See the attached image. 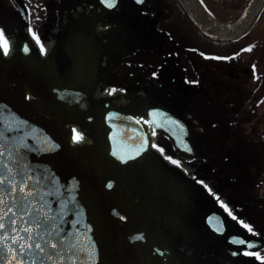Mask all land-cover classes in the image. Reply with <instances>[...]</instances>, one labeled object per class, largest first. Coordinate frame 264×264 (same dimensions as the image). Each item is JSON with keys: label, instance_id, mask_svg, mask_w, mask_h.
Segmentation results:
<instances>
[{"label": "flooded vegetation", "instance_id": "flooded-vegetation-1", "mask_svg": "<svg viewBox=\"0 0 264 264\" xmlns=\"http://www.w3.org/2000/svg\"><path fill=\"white\" fill-rule=\"evenodd\" d=\"M178 10L179 3L138 0H0L10 45L0 50V84L60 128L97 174L140 264H264V163L235 162L229 152L239 141L215 153L208 131L191 129V94L175 74ZM178 96L187 98L185 116ZM147 106L184 120L193 157L139 120L149 121ZM113 110L137 117L145 131L118 137L105 124ZM73 127L81 140H72Z\"/></svg>", "mask_w": 264, "mask_h": 264}, {"label": "water", "instance_id": "water-1", "mask_svg": "<svg viewBox=\"0 0 264 264\" xmlns=\"http://www.w3.org/2000/svg\"><path fill=\"white\" fill-rule=\"evenodd\" d=\"M177 1L203 34L215 40H230L251 26L264 0H246L230 21L214 19L197 0ZM4 65L6 71L11 70L7 63ZM145 112L156 129L170 135L183 156L194 155V141L180 117L162 107L147 106ZM132 117L114 111L106 125L118 137L122 131H144L142 124ZM0 175L7 179H16L18 175L30 177L26 187L31 192H17L15 200L0 206V214L12 207L20 225L31 224L32 247L27 255L16 254L15 259L23 264H140L119 222L121 217L99 184L97 174L60 128L1 84ZM0 195L8 200L13 194L0 189ZM21 209L28 213L26 217L19 215ZM9 259L12 254L6 253L4 264Z\"/></svg>", "mask_w": 264, "mask_h": 264}, {"label": "trees", "instance_id": "trees-1", "mask_svg": "<svg viewBox=\"0 0 264 264\" xmlns=\"http://www.w3.org/2000/svg\"><path fill=\"white\" fill-rule=\"evenodd\" d=\"M152 1L176 3V0ZM235 5L214 0L206 3V8L218 20L227 21L239 13L243 0ZM178 12L183 15L177 17L181 31L175 38V74L177 82L187 84L182 92L191 94L188 120L191 129L252 132L257 127L255 142L253 139L247 141L244 135L236 136L239 144L229 155L235 162L264 163V9L248 30L227 41L207 38L189 22L182 10ZM212 62L221 65V72H207V64ZM221 88L225 97L219 92ZM186 99L177 97V109L182 116L187 114L182 107Z\"/></svg>", "mask_w": 264, "mask_h": 264}, {"label": "snow or ice", "instance_id": "snow-or-ice-1", "mask_svg": "<svg viewBox=\"0 0 264 264\" xmlns=\"http://www.w3.org/2000/svg\"><path fill=\"white\" fill-rule=\"evenodd\" d=\"M105 3H108V0H104ZM114 2V0H113ZM29 31H32L31 25H29ZM33 36H36L35 32H32ZM9 43L7 41V38L3 35V30L0 29V50H2L5 54L9 51ZM28 50V46L25 45V51ZM40 51L43 53L45 51V47L43 44L40 45ZM235 55V54H233ZM229 57H224V59H228ZM153 75H156L153 73ZM114 90V89H113ZM111 116V113L108 114ZM133 120H136L137 117H132ZM140 121H144L145 123H150L149 121H145V117L141 116L139 117ZM72 140L73 141H79L82 139V134L76 130L75 127L72 129ZM155 137V131H152L150 134V138L152 139L153 143L152 146L156 148H160L158 144L154 142ZM147 142V141H146ZM23 143V142H21ZM163 151V149H160ZM22 155V153H21ZM121 160L127 159L126 157H120ZM167 159L169 161H172L174 164H180V160H174L171 155L167 156ZM11 172L12 170L9 169ZM29 178H25L23 176H19L16 179H7L4 175H0V189H4L5 193H11L13 195L9 196L8 200L4 199L3 195H0V206L6 205L11 200H15L16 196L15 194L17 192L26 194L27 192H31L32 190L30 188H27L28 180ZM22 181V182H21ZM111 181L108 182V186H111ZM201 184H204V181H200ZM204 186L207 188L208 186L204 184ZM211 191V189H208ZM224 207L227 209V205L225 204ZM11 214V215H10ZM21 217H26L28 213L24 212L22 209L19 213ZM46 219V217H45ZM7 221V222H6ZM243 224L244 222L241 221ZM19 226V227H18ZM246 228H248L249 231H252V228L250 225L245 224ZM55 227V226H53ZM31 224H28L27 226L20 225L19 219L16 218L14 208L8 207L7 211H3L2 214H0V264H4L3 256L6 253L12 254V259H9L7 261V264H12V261L15 260V264H23L22 260L15 259L16 254H19L20 256H25L28 254V251L32 247V240H33V234L30 231ZM25 236H27L28 244H25ZM37 248H40L41 245L39 243L36 244ZM159 251V249H158ZM255 255H259L258 253H253Z\"/></svg>", "mask_w": 264, "mask_h": 264}, {"label": "rangeland", "instance_id": "rangeland-1", "mask_svg": "<svg viewBox=\"0 0 264 264\" xmlns=\"http://www.w3.org/2000/svg\"><path fill=\"white\" fill-rule=\"evenodd\" d=\"M221 65L219 63H208L207 64V72H212L214 73H218L221 72L222 68H220ZM219 92L225 97L226 95H224V90L221 88V90H219ZM232 92L229 91V94H231ZM240 125H238L239 127ZM245 126V125H244ZM257 128V127H256ZM256 128L255 130H252V132H243V131H216V130H211L208 131V148L209 150L212 148L215 153L216 152H222L223 150H225V148L232 144L235 141V137L238 136L239 138L244 135L247 141H249L250 139L255 142V140L257 139V134L258 132H256ZM248 133L250 135H248ZM238 141V140H237Z\"/></svg>", "mask_w": 264, "mask_h": 264}]
</instances>
